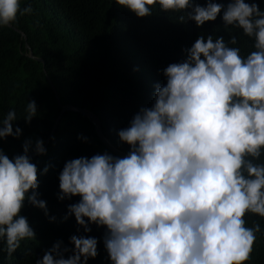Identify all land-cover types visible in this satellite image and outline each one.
<instances>
[{"label": "trees", "instance_id": "1", "mask_svg": "<svg viewBox=\"0 0 264 264\" xmlns=\"http://www.w3.org/2000/svg\"><path fill=\"white\" fill-rule=\"evenodd\" d=\"M0 11V264H264V0Z\"/></svg>", "mask_w": 264, "mask_h": 264}, {"label": "water", "instance_id": "2", "mask_svg": "<svg viewBox=\"0 0 264 264\" xmlns=\"http://www.w3.org/2000/svg\"><path fill=\"white\" fill-rule=\"evenodd\" d=\"M0 14H1V11H0ZM3 18L5 19L4 15H2ZM6 20V19H5ZM28 54L34 58H37L39 59V57H36L33 52L31 51V48L28 47ZM65 109H74V110H77L79 112H81L82 114H84L92 123L93 127H94V130L97 134V136L99 137V139L101 140V142L107 146L110 150L114 151L116 154H118L119 156L123 157L124 160L126 161L128 167H129V170H130V178H132L133 175L137 176L142 182L146 183L147 184V181L141 177L139 175V173L136 171L133 163L131 162V160L129 159V157L123 152L121 151L120 149H118L117 147H115L110 141L108 138H106L101 130H100V127H99V120L97 118V116L89 109L87 108H82V107H75V106H72L71 104L69 103H65L63 105H61V108L60 110H65ZM58 119V116L54 119L53 121V124H52V127L51 129L54 127L56 121ZM45 143V142H44ZM35 151H31L29 152L30 154H33ZM138 191V194L140 195V199H141V203L143 202V198H142V193L139 189H137ZM150 196V200L152 201L153 197H152V193L149 194ZM151 201H150V204H151ZM148 213H149V209L147 210L146 214H145V217H144V220L145 221H148ZM149 228H150V231L151 233H153V230L151 228V226L149 225ZM152 245L154 246V241L152 240ZM155 257L159 260L157 254H155Z\"/></svg>", "mask_w": 264, "mask_h": 264}, {"label": "rangeland", "instance_id": "3", "mask_svg": "<svg viewBox=\"0 0 264 264\" xmlns=\"http://www.w3.org/2000/svg\"><path fill=\"white\" fill-rule=\"evenodd\" d=\"M229 245L232 246L234 253H236V255H238V256L241 255V254H247L248 253L247 250L250 247H252L251 244H245V243H240V242L239 243L236 242L234 244L229 243L225 247L228 248Z\"/></svg>", "mask_w": 264, "mask_h": 264}, {"label": "clouds", "instance_id": "4", "mask_svg": "<svg viewBox=\"0 0 264 264\" xmlns=\"http://www.w3.org/2000/svg\"><path fill=\"white\" fill-rule=\"evenodd\" d=\"M47 139V138H46ZM122 151V150H121ZM153 200V199H152ZM152 202V201H151ZM154 249H155V247H154Z\"/></svg>", "mask_w": 264, "mask_h": 264}]
</instances>
